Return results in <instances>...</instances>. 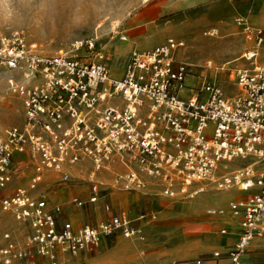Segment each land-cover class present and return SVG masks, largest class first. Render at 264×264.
Wrapping results in <instances>:
<instances>
[{
    "label": "built area",
    "instance_id": "2783aa9c",
    "mask_svg": "<svg viewBox=\"0 0 264 264\" xmlns=\"http://www.w3.org/2000/svg\"><path fill=\"white\" fill-rule=\"evenodd\" d=\"M233 22L248 46L241 55L245 62L230 70L237 87L231 95L211 79L190 86L188 65L175 60L182 39L133 49L115 75L95 36L55 53L37 51L19 31L0 36V67L24 77L9 81L21 97L23 122L0 133V210L31 229L22 243L9 232L0 234V264H40V259L67 264V255L92 249L105 237L144 239L142 226L125 211L74 226L60 217L62 204L48 205L44 193L36 192L50 173L57 182L70 181L69 168L83 159L91 163L90 193L71 199L77 207L106 193L100 173L114 163L122 171L113 172L112 187L125 191L145 190L149 181L170 198L194 195L203 182L245 191V197L228 203L239 219L236 242L225 253L213 252L228 264H244L250 242L264 236V64L257 61L264 28L243 15ZM119 37L125 40L127 34ZM16 153L28 155L32 172L27 185L7 193L19 172ZM237 159L246 163L229 168ZM103 209L111 206L104 202Z\"/></svg>",
    "mask_w": 264,
    "mask_h": 264
},
{
    "label": "rangeland",
    "instance_id": "374dc122",
    "mask_svg": "<svg viewBox=\"0 0 264 264\" xmlns=\"http://www.w3.org/2000/svg\"><path fill=\"white\" fill-rule=\"evenodd\" d=\"M51 1L17 0L14 9L5 5L6 20L13 16L14 20L0 25V36L19 31L28 43L43 53H55L67 49L76 39L95 36L115 75L121 74L133 49H149L169 37L182 39L184 45L176 51L175 60L188 65L190 86L196 87L203 79H211L220 83L229 95L237 91L230 70L245 62L241 55L248 46L233 17L247 16L264 28V0H59L50 7L48 2ZM65 2V9H62ZM122 33L127 34L125 40L119 37ZM257 61L264 64V42ZM23 79L21 72L0 67V133L8 126L23 122L21 97L9 88L10 80ZM237 160L235 166L246 163ZM17 175L11 186L26 185L29 171ZM99 180L104 187L112 185L110 179ZM88 186V179L80 177L54 183L47 187L48 204L61 203L69 219L94 225L106 217L101 202L85 207L70 204L75 196L86 198ZM199 187L201 191L194 195L175 198L160 193L107 188L106 191H114L105 199L115 211H125L135 224L142 226L144 239L121 234L105 237L92 249L67 255L66 263L139 264L144 260L148 264L173 261L175 264H197L203 260V264H215L208 259L217 247L204 237L214 232L220 234L225 223L217 222V217L207 210L226 208L235 193L233 188L216 189L210 182L199 183ZM3 232H9L13 240L22 243L31 229L0 210V234ZM248 253L249 260L245 257L244 264H264V244ZM251 257L257 261L252 262ZM40 262L48 264L42 259Z\"/></svg>",
    "mask_w": 264,
    "mask_h": 264
},
{
    "label": "crops",
    "instance_id": "0c3cea01",
    "mask_svg": "<svg viewBox=\"0 0 264 264\" xmlns=\"http://www.w3.org/2000/svg\"><path fill=\"white\" fill-rule=\"evenodd\" d=\"M254 23V22H253ZM14 161L15 163L17 164V166L19 167V172H18V175H22L23 171H29V175H28V178L32 172L31 170V166L29 165V162H28V155L26 153H16L14 155ZM238 160H234L232 163H230V165L233 167H236L235 165V162H237ZM243 161V160H242ZM229 165V166H230ZM91 168V163L89 160L87 159H83L77 163H75L74 165H72L70 168H69V171L71 173V180H76L78 179V177L82 178V179H88V184H90L89 182V177H88V173H89V170ZM231 168V167H230ZM115 171H122V166L119 164V163H114L113 164V167L112 169L109 171H102L100 173V179H105V181H107L108 179L111 180V183H112V179H113V172ZM17 175V176H18ZM16 176V177H17ZM56 175L54 173H50L48 175H46V179L44 181H42L38 187L36 188V192H43L44 193V196L46 198V201H47V204H48V199L50 198H47L48 196V193H47V187L48 186H52L54 183H65V182H57L56 181ZM13 181V179H12ZM27 184H28V181H27ZM26 184V185H27ZM111 187H106V188H115V187H112V185H110ZM12 186H11V183L7 189V193L8 192H11L12 190ZM118 189V188H117ZM118 190H121V189H118ZM35 191V190H34ZM33 191V192H34ZM112 191L114 190H111L110 189L108 191H106V193L95 203L93 204H87L89 206H94L96 205L98 202H101L102 203V208H103V203L104 202H107L109 203L108 200L105 199L106 196H111L113 193ZM121 191H125V190H121ZM127 192H131V191H127ZM132 192H136V193H139V192H142V194H152V193H158L155 189V186L151 183V181H149V184H148V187L147 189L145 190H142V191H132ZM233 192L235 193V196L233 198H231L228 203L232 200H236V199H239V198H243L246 196V192L245 191H241V190H238L235 188H233ZM238 192H243L242 194H239ZM90 193V189H89V186H88V195ZM88 197V196H87ZM56 204V203H55ZM61 204V203H60ZM71 204V203H70ZM49 205V204H48ZM73 205V204H71ZM109 205L111 206V210L110 211H105L106 213V217L104 219H106L110 214H113V213H117V212H120L119 211H115L113 209V206L109 203ZM74 206V205H73ZM85 207V206H84ZM222 208V207H220ZM64 207H62V212L60 214V217L62 219H65V220H69L73 223L74 226H78V225H82V224H85V223H79L77 221H73L71 219H69L64 211H63ZM225 211L223 214H217L215 215L216 217V221H221V222H224L225 225L222 226L220 228V234L219 233H212L211 235L209 236H205L204 238H207L208 239V242L211 243V245L213 246H216L217 248L213 251H220L222 253H225L228 249H230L234 243L236 242L237 240V237H238V234H239V219L238 217H235V216H232L230 214V211L228 209V204H227V207L226 208H223ZM122 211V210H121ZM141 217V216H140ZM104 219H101L100 221L104 220ZM137 219H140L139 217H137ZM98 221V222H100ZM97 222V223H98ZM96 223V224H97ZM133 223H134V219H133ZM135 224V223H134ZM213 221H211V225L212 226ZM136 225H140V224H136ZM204 229V228H202ZM224 229L225 231L224 232H221V230ZM261 244H264V236L262 237H257V238H254L250 244H249V247L245 253V255L243 256V260H245V257H247V255L249 256L250 254L248 253L250 250L254 249V247L258 246V245H261ZM213 252H212V255L211 257L208 259V260H214L215 264H228V259L224 256H220V257H214L213 256ZM41 260V259H40ZM247 260H249V257H247ZM252 262H256L257 259L254 258V257H251L250 259ZM43 261V259H42ZM143 262L145 264H148L147 262H145L144 260L140 261V263ZM41 263V262H40ZM139 263V264H140ZM176 262L173 261L171 263H167V264H175ZM184 263H187V262H183L182 264ZM244 263V261H243ZM156 264H163L162 262L160 263H156ZM197 264H203V260L200 261V263H197ZM254 264V263H253Z\"/></svg>",
    "mask_w": 264,
    "mask_h": 264
},
{
    "label": "clouds",
    "instance_id": "9594fccd",
    "mask_svg": "<svg viewBox=\"0 0 264 264\" xmlns=\"http://www.w3.org/2000/svg\"><path fill=\"white\" fill-rule=\"evenodd\" d=\"M17 0H0V25L7 23H11L14 20V16L10 17L6 20L7 13L5 11V5L8 6L9 9H14Z\"/></svg>",
    "mask_w": 264,
    "mask_h": 264
},
{
    "label": "bare ground",
    "instance_id": "6f19581e",
    "mask_svg": "<svg viewBox=\"0 0 264 264\" xmlns=\"http://www.w3.org/2000/svg\"><path fill=\"white\" fill-rule=\"evenodd\" d=\"M59 0H52L51 2H48V4H50V7L54 6L55 4L58 3ZM66 6V2L63 4L62 9H65Z\"/></svg>",
    "mask_w": 264,
    "mask_h": 264
}]
</instances>
